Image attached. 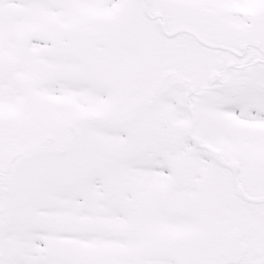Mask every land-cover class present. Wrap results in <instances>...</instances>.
<instances>
[{"label": "snow or ice", "instance_id": "6c2138e0", "mask_svg": "<svg viewBox=\"0 0 264 264\" xmlns=\"http://www.w3.org/2000/svg\"><path fill=\"white\" fill-rule=\"evenodd\" d=\"M0 264H264V0H0Z\"/></svg>", "mask_w": 264, "mask_h": 264}]
</instances>
